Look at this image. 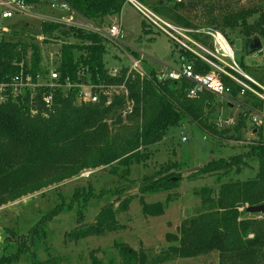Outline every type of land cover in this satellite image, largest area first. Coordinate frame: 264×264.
Returning a JSON list of instances; mask_svg holds the SVG:
<instances>
[{
  "label": "trees",
  "instance_id": "1",
  "mask_svg": "<svg viewBox=\"0 0 264 264\" xmlns=\"http://www.w3.org/2000/svg\"><path fill=\"white\" fill-rule=\"evenodd\" d=\"M26 1L37 4L39 0ZM65 1L79 14L100 23L106 17L120 15L125 4V0ZM232 4L229 0H189L183 4L159 0L153 10L182 27L227 33L235 31L237 40L245 41L254 36L264 40V0L256 8H235ZM198 10H201L199 16L195 14ZM255 16L251 22L250 19ZM40 26L43 43L59 37H72L79 41L61 47L57 70L62 80L67 76L76 79L80 67L88 69L93 83L120 84L125 79L127 69L122 71L121 78L109 76L104 62L107 43L100 36L48 20L42 21ZM142 29L145 34L151 33L144 22ZM13 33L20 37L23 32ZM20 38L18 42L0 38V86L11 83L21 71L30 74L35 81L45 73L40 46L26 43ZM195 65L198 71L209 70L197 62ZM146 69L149 77L142 80L136 76L128 80L129 98L134 102V110L128 116L131 125H122V132L117 135H110L111 129L105 119L111 113H118L116 122L120 125L123 123L118 118L122 117L123 98L116 99L112 106H105L104 102L80 104L76 99L77 90L66 93L55 90L51 109H48L42 100L48 92L47 88H39L33 98L30 89L17 96H13L10 89L0 92V97L5 98L0 102V206L58 185L65 176L108 167L118 177V185L101 191L99 195L108 196V199L124 197L119 209L131 200L129 188L122 185L130 180L131 166L145 165L149 160L147 149L161 141L170 128L180 125L184 119L195 122L206 136L242 140L241 131L245 129L242 119L231 129L217 128L218 118L214 127L208 123L205 110L213 100L219 102L214 95L202 94L197 99H189L187 92L191 86L188 82H159L153 76V71L149 67ZM226 83L236 96L240 88L228 81ZM31 110L37 113L32 114ZM231 130L236 133L229 134ZM261 132L259 128L257 138L247 143L243 152L213 159L198 171L190 173L189 176L194 177L217 175L216 180L221 182L232 174L241 175L249 161H254L258 164L259 175L254 180L227 189L229 191L225 193L221 192L210 211L183 222L177 234H168L171 245L155 257V264H167L178 258H196L210 252H217L221 260L231 256L242 260L260 250L264 251V216L249 219L248 216L258 215L246 213L248 207L264 204V141L260 138ZM183 171L184 168L176 163H164L155 173L142 179L139 193L152 195L177 187ZM94 198L96 194L91 187H77L70 195L69 202L63 197V201L39 217L28 233L19 235L10 232L8 246L0 256V264H14L22 258L26 264H54L60 260L51 253L48 226L63 214L74 213L77 223L65 236L68 242L104 234L110 229L118 209L109 202L101 208L93 223H87L85 213ZM214 198L215 195L211 196V199ZM142 211L147 215H161L163 207L160 203L153 206L143 204ZM116 248L120 264H147L143 253H137L123 244H117ZM39 253L45 254L44 261L39 259ZM91 258L92 264H102L94 256Z\"/></svg>",
  "mask_w": 264,
  "mask_h": 264
},
{
  "label": "rangeland",
  "instance_id": "2",
  "mask_svg": "<svg viewBox=\"0 0 264 264\" xmlns=\"http://www.w3.org/2000/svg\"><path fill=\"white\" fill-rule=\"evenodd\" d=\"M138 2L153 8L159 0H137ZM235 8H256L262 0H229ZM36 12L38 17L34 16H15L12 19L4 20L1 18L0 8V38L6 41L18 42L23 38L26 43H35L40 46L43 70L57 68L60 62L61 47L69 43H79L72 37H59L56 40H50L43 43L44 37L41 35V22L46 21L43 18L46 14L41 6L37 5ZM194 14V13H192ZM197 16L201 10L195 12ZM119 16L124 43L140 52H143L150 59L173 65L179 60V54L175 47L166 48L167 37L150 29V34L142 31L143 17L136 8L129 2H126ZM257 16L250 19L252 22ZM113 16L106 17L103 22L109 24ZM167 19V18H166ZM173 22L172 20H170ZM101 22V21H99ZM177 24V22H173ZM16 32H23L20 37L14 36ZM226 38L236 43L237 37L235 31L222 32ZM243 42V40H241ZM262 41V50L255 54L247 56L244 48L237 50L235 45V60L243 65V69L254 79L264 83V40ZM104 62L108 68H117L123 65H131V60L127 55L119 54L116 48L107 44ZM77 53V50L75 51ZM118 56V57H117ZM231 111H229V110ZM121 113V112H120ZM116 114V115H115ZM235 112L223 106L216 99L210 107L205 110V116L212 126L218 117H233ZM118 113H111L105 119L109 125L110 135H117L122 132V125L129 124V117L121 118L123 123L118 124L116 118ZM122 115V114H121ZM213 126V127H214ZM242 140L234 141L225 138L217 139L206 136L205 132L190 120L184 121L173 128H170L161 141L151 145L147 149L149 154L148 162L131 166L129 182L123 183L129 188L131 200L120 206L122 198L114 197L108 199V196L99 195L101 191H108L118 185V177L110 172V168L101 167L95 170H87L63 177L58 185L49 186L38 191L33 195L22 197L14 202H7L0 206V256L9 243V233L15 232L24 235L34 226L35 222L42 214L49 212L55 204L60 202L63 197L69 202L70 195L77 187H91L96 194V198L90 201L85 213V222L93 223L96 215L101 208L111 203L117 208L113 217L110 229L101 236L89 237L78 242H68L66 234L77 226L74 213H68L58 216L49 224L48 230L51 233L50 250L51 253L60 260L54 264H92L91 256H94L102 264H120V256L117 252V244H123L128 248L146 256L147 264H155V257L165 251L171 243L168 241V234H177L178 227L185 221L194 216L210 211L215 207V199L220 193L229 191L240 183L256 179L258 174V164L249 161V165L243 170L241 175H230L221 182L217 181V175H197L189 176L190 173L182 172V180L177 187H172L166 191L142 195L139 193V186L144 177L155 173L159 166L172 162L178 167H183L184 171L201 167L213 159L227 158L231 155L239 154L246 148V144L254 141L257 136L242 129ZM220 132L221 130H217ZM229 134L236 133L233 130ZM186 138V141H183ZM260 138L264 141V128ZM7 142L6 140H4ZM211 199V196H214ZM63 201V200H62ZM160 203L163 207L161 215H147L142 211L143 204L150 206ZM263 215L249 217V219H260ZM40 260H45L44 253L38 254ZM63 257V258H60ZM14 264H26V261L19 260ZM167 264H264V251L260 250L245 258L238 259L236 256L226 257L221 260L217 252L201 254L196 258L175 259Z\"/></svg>",
  "mask_w": 264,
  "mask_h": 264
},
{
  "label": "built area",
  "instance_id": "3",
  "mask_svg": "<svg viewBox=\"0 0 264 264\" xmlns=\"http://www.w3.org/2000/svg\"><path fill=\"white\" fill-rule=\"evenodd\" d=\"M172 1L183 4L189 0ZM126 2L136 8L149 29L153 28L164 34L170 48L175 47L179 54V60L175 64L168 65L152 60L143 52L127 46L123 41V29L117 16H113L112 22L106 24L79 14L65 0H39L37 4H29L26 0H0L1 18L4 20L15 16L38 17L35 7L39 5L43 11L58 12L62 15L59 18L46 15L43 17L46 21L62 23L68 27L96 34L116 48L119 54L127 55L132 62L131 65L122 64L117 68H108V74L113 78H121L122 71L127 69L125 79L120 84L93 83L88 69L82 67L78 69L76 79L67 76L62 80L59 71L54 68L41 74L37 81L30 74L21 71L11 83L1 85L0 92L10 89L13 96H17L25 89H30L33 98L39 88H47L48 92L43 95L42 100L48 109H51L55 90L64 93L77 90L76 99L80 104L96 105L104 102L105 106H112L116 99L123 98L125 104L120 112L125 118L131 116L134 110V102L129 98L128 80L136 76L142 80L149 77V71L146 69L149 67L159 82H188L191 86L187 92L189 99H197L202 94H211L232 109L235 112L233 117H218L217 128H234L240 119L245 121V130L255 136L259 128L261 130L264 128V83L254 79L235 60L234 44L232 45L222 32L214 29L182 27L137 0H125ZM195 62L209 70L198 71ZM227 81L240 88L236 96H233L232 88L227 85ZM4 99V96H1L0 102ZM31 113L37 112L31 110ZM183 141H186V138H183Z\"/></svg>",
  "mask_w": 264,
  "mask_h": 264
},
{
  "label": "water",
  "instance_id": "4",
  "mask_svg": "<svg viewBox=\"0 0 264 264\" xmlns=\"http://www.w3.org/2000/svg\"><path fill=\"white\" fill-rule=\"evenodd\" d=\"M235 47L237 50H240L242 47L244 48L245 54L247 56L255 54L257 51L262 50V41L258 36H254L253 38L247 39L245 41L237 40L235 43ZM199 170V167L194 169H188L183 172H196ZM246 213L250 215H263L264 216V204L259 206H251L246 209Z\"/></svg>",
  "mask_w": 264,
  "mask_h": 264
},
{
  "label": "crops",
  "instance_id": "5",
  "mask_svg": "<svg viewBox=\"0 0 264 264\" xmlns=\"http://www.w3.org/2000/svg\"><path fill=\"white\" fill-rule=\"evenodd\" d=\"M45 14L48 16V17H52V18H59L61 17L62 15L58 12H51V11H45ZM45 15V16H46ZM119 17V16H118ZM166 48H170L169 44L167 43L166 44Z\"/></svg>",
  "mask_w": 264,
  "mask_h": 264
}]
</instances>
